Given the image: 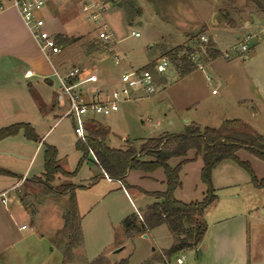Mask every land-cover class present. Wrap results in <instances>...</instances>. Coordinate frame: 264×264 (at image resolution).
I'll return each mask as SVG.
<instances>
[{"label": "rangeland", "instance_id": "1", "mask_svg": "<svg viewBox=\"0 0 264 264\" xmlns=\"http://www.w3.org/2000/svg\"><path fill=\"white\" fill-rule=\"evenodd\" d=\"M222 1L226 2V0H119L117 5L109 4L105 14L106 21L111 24L110 32L112 31L108 41L98 37L95 24L81 12V0H68L63 4L64 20L62 21L58 19L51 22L47 15H41L48 23L47 29L51 34L60 32L68 34L70 38H79L61 53L51 56V63L61 75H64L73 63L93 70L97 60L107 57L101 65L107 70L120 73L121 76L125 72L124 68H130L131 65L135 68L140 67L158 56L168 57L167 51L178 45L187 47L191 43V39H187V36L197 37L198 29L207 31L204 35L207 36L208 41L214 40L222 52V55L215 60H208L206 47H200L202 41L198 39L195 41L197 45L195 54L199 55L198 65L190 75L182 77L171 68L164 78L161 77L162 79L158 81L154 93L146 94L144 90L137 88L133 92L140 95L139 98L122 99L117 112L109 115L97 114L96 118L105 125L108 124L114 132L108 145L120 148L126 144V140H129L139 149L147 140L157 138L164 133L185 132V120L190 118L199 120L203 127L217 128L222 118H238L253 132L264 136V25L259 23L242 28L238 32L240 34L238 38L236 32L222 25L223 11L228 8L229 0L224 4L223 10L212 12L213 8L217 9ZM244 2L237 0L234 6L241 8ZM114 11H118V16L112 14ZM235 12L231 10L232 16ZM132 31L139 32L140 36H133ZM246 35H251L252 39L247 42L249 49L242 53L240 45ZM112 45L113 50H111ZM117 54L120 55L119 63L115 62ZM62 65L66 66V70L61 68ZM154 65L148 69L153 70ZM54 76L55 86L58 89L59 79L55 74ZM57 120L58 118L51 117L49 125ZM46 138L47 143L60 145L62 157L60 164L63 168L74 171L77 167L78 151L74 148L73 142L78 140V136L70 119L66 117L61 119ZM143 159L146 160L148 157ZM202 162L201 156L198 159V167ZM171 163L174 165L175 161ZM224 163L220 168L221 177L223 173L231 172L241 183L240 187L237 186L241 197L233 198L226 203L221 201L210 205L204 213V218L212 224L226 216L227 208L232 212H248L252 208L254 218L249 219L247 231L238 226L230 230L227 254L230 260L237 261L241 258L242 248L244 257L242 264H264V221H262L264 214L263 210L258 208L264 201V187L256 189L249 173L234 161L225 160ZM40 167L37 163L30 176L36 174ZM187 169L192 171L188 175L187 171H182L184 188L178 192V197L187 201L201 200L206 185L201 181L200 169H197L196 163L191 164ZM137 170H132L129 181L135 179ZM258 175L261 176L259 171ZM78 178L74 180L80 182ZM219 178L217 176V181ZM67 180H69L68 176L58 175L54 183L57 193L69 189L59 188L61 181ZM243 180L249 181L250 184L247 185ZM28 185L29 183L25 187ZM128 190L136 200L134 189L130 187ZM40 191L41 189H37L33 194L22 195L20 198L14 189L0 197V264H87L82 262H87L86 260L91 262L98 258L99 256L93 255L96 251V235L93 227L90 226L92 216H87L83 225L87 247L68 251V246H64L67 233L65 229L62 230L64 220L58 213L65 207L70 209V199L61 196L62 200H55L45 197ZM76 193L83 209L84 195L87 192L78 189ZM119 203L121 207L123 205L124 214L127 212L123 217H118L119 223L115 229V244L121 246L113 250L109 247L102 255L109 258L110 264L123 259H128L130 264H143L148 261L153 263L160 255L161 248L168 249L173 244L170 229L167 225H162L154 230L153 236L144 237L147 233L143 236L138 233L128 238L122 221L134 211L132 209L130 211L125 198L121 197ZM62 207L63 209H60ZM110 213L112 218L116 219L117 212ZM219 234L223 236L224 231ZM213 236L211 228L204 244L198 248L167 256L165 264H181L177 261L181 256L185 258L182 264H214ZM101 237H105V232ZM69 241L68 239V243ZM79 242L80 240L77 244ZM120 247L123 249L113 254Z\"/></svg>", "mask_w": 264, "mask_h": 264}, {"label": "crops", "instance_id": "2", "mask_svg": "<svg viewBox=\"0 0 264 264\" xmlns=\"http://www.w3.org/2000/svg\"><path fill=\"white\" fill-rule=\"evenodd\" d=\"M111 2L110 4L117 5V2ZM68 0H49L45 6V8L40 11V15H47L50 21H56L60 19L64 20L62 13V6ZM227 2V0H226ZM222 1L218 8H213L212 12L218 10H223V6L226 3ZM118 11H114L115 16H118ZM111 14V17H113ZM212 14V13H211ZM225 10L223 11V26H227L229 29L237 33V37H240L238 33L240 29L245 28L248 23H244L248 20H251V14H256L260 19L264 18V15L261 13H254L250 11H243L234 13V16L237 19L236 27H230L224 18ZM123 20L122 17H119ZM205 21V20H204ZM238 21H241L239 24ZM110 27V22H108ZM208 23V19H207ZM220 23V24H221ZM48 25V23H47ZM111 30V27H110ZM112 32V31H111ZM207 31L198 29L196 31L197 37L193 35H188L187 39H191L190 45H178L183 46L185 49L179 54L186 53V50L191 48L193 50V55L196 53V44L195 41L200 39V35L206 33ZM64 34L65 33H57ZM55 34V35H57ZM186 39V40H187ZM210 40V39H209ZM214 42V40H212ZM215 47L218 49V45L214 42ZM202 47V43L199 45ZM114 46H111V50H113ZM177 47V46H176ZM170 48L168 51L172 50ZM167 51V53H168ZM112 52V51H111ZM207 53V52H206ZM197 55V54H196ZM161 57H157L154 60L147 61L144 65L140 67L124 68V71H129L132 69H148L153 66ZM107 57H102L96 62V67L93 70L85 69L78 66L76 63H73V66H78L81 69V74L74 80L76 88L79 89L85 97V100L89 103L98 102L101 100L102 96L99 98L95 97L97 91H101L102 94L109 93L113 89L120 86V73H115L111 70H107L106 67L101 65L102 61H105ZM208 60H215L209 57ZM198 65V62L196 63ZM72 66V67H73ZM65 65H62L61 68L65 69ZM71 67V68H72ZM71 68L65 71H69ZM172 68V69H171ZM128 69V70H127ZM175 70L179 73L177 67L173 62H171V66L169 70ZM57 70L54 65L49 61L42 50L40 49L36 39L34 38L32 32L25 24L22 19L19 11L14 7H8L5 10L0 12V128L14 125L17 123H27L30 124L34 129L36 134L40 137L38 141L33 139H29L26 137L25 132L21 130L17 135L7 137L5 139L0 140V168H3L7 171H10L12 174L4 175L0 174V197H3L2 194L6 191L10 193L12 190L16 189V194L21 198L22 195H31L33 191H37V189H41L42 195L45 197H51L55 200L60 199L61 196L63 198L70 196L72 193L76 196L77 201V211L80 220V231L82 232V238L80 237V242L73 249H84L87 247V244L84 239V221L87 216H92L90 226L93 227V232L96 235V251L93 254L95 257H98L104 253L107 248H111L112 250L121 246L118 243L115 244V229L118 225V219L123 217L124 214L123 205L122 207L118 205L121 197L125 198L129 209L134 211L139 218H142L143 212L146 208L156 202L160 201L156 198L153 193L155 192H164L167 189V177L163 168H158L153 172H144L142 170H137L135 179H130V174L132 170H129L126 177L123 180H109L106 177V173L100 168L97 164V160L94 154H90L87 160L84 162L83 167L80 169L77 175L68 176L69 180L62 182L59 185V188L62 187V190L66 187L73 186L74 188H69L66 192L57 193L56 186H54L55 181L57 180L58 175H56L55 180L52 183L53 190H49L48 186L43 182V173H44V155L45 148L47 143V136L50 134L52 129L58 124L61 119L65 117L69 109V101L67 95L62 91L61 84L58 89L55 86L54 81V71ZM28 71L32 72V76H26ZM59 72V71H58ZM123 72V71H122ZM171 74L173 72H170ZM189 74L182 76L187 77ZM180 75V74H179ZM164 78V77H162ZM159 76H156V83L162 79ZM59 81V80H58ZM60 83V82H59ZM140 95H136V92H131V99H137ZM130 99V100H131ZM64 111L61 116L60 113ZM51 117L58 118L53 124L49 125V120ZM68 118V117H66ZM71 123L73 124L71 118H69ZM235 119V118H233ZM238 119V118H237ZM92 120L99 122L103 125L99 119L96 118V115H89L87 117V123H90ZM226 120H231V118H222L220 126ZM46 122V123H45ZM186 128L193 123L198 124L203 127L199 120L187 119L185 120ZM46 124V128H45ZM74 125V124H73ZM110 128L111 134L108 138L110 140L112 134L111 127L107 124L105 125ZM205 127V126H204ZM211 127V126H209ZM218 127V128H219ZM217 128V127H216ZM184 133L182 132H179ZM46 138V139H45ZM107 141V143H108ZM127 141L124 146L120 148H126ZM77 139L74 140L73 146L76 148ZM63 143V141H62ZM53 145L58 150V163L61 162V148L57 143L49 144ZM113 147V146H111ZM117 148V147H113ZM77 150V149H76ZM78 151V150H77ZM238 155L243 160H248L254 169L256 175L259 179L264 178V161L259 158L253 156L248 151L242 149L238 151ZM82 157V153L78 151L76 161L77 165ZM143 157H148L146 161L153 160L154 157L150 155H142L140 158L142 160ZM201 155H197L196 149H190L186 156L177 157L170 159L169 163L171 166L177 165L184 159H189L182 165L180 170V179L181 186L176 189L175 196L178 197V192L184 188V181L182 180L181 173L185 170L188 175L191 169L188 171V166L196 163L197 169H200V177L201 170L203 167V162L201 166L198 167V159ZM41 160V161H40ZM40 161V162H38ZM175 164L172 165L171 162ZM39 163L40 168L38 172L32 176L30 173L33 167ZM224 161L221 162L218 166H216L212 173V182L216 191L217 199L211 204L214 205L217 202L224 201V203L228 202L233 198H240L241 192L237 191V186L241 185L233 175L230 173H223L221 177V169ZM225 167V165H224ZM229 169L232 168L227 165ZM43 169V170H42ZM63 170L67 172H72L63 168ZM223 170V169H222ZM258 171L261 173V176L258 175ZM64 175V174H63ZM67 176V175H64ZM217 176L220 177L217 181ZM79 177V178H78ZM78 178L80 182L75 181ZM138 178V180H137ZM71 179V180H70ZM75 179V180H74ZM202 181V180H201ZM248 185L249 181L243 180ZM203 182V181H202ZM28 186L25 187L26 184ZM254 185V184H253ZM255 186V185H254ZM134 189L135 199L132 198V195L129 193V188ZM58 188V189H59ZM258 189L257 186H255ZM80 189L84 192H87L84 195V208L82 209V205L76 191ZM55 191V192H54ZM207 191V186H206ZM206 191L204 192L206 194ZM89 192V193H88ZM202 193V195L205 196ZM203 196V197H204ZM23 199V198H22ZM203 199V198H202ZM185 202H191L184 199H180ZM197 201V200H195ZM63 203V202H62ZM120 204V203H119ZM118 206L119 209H118ZM225 206V205H223ZM69 207V205H68ZM259 209L261 208L264 214V201L259 205ZM60 209H63L60 208ZM122 209V210H121ZM69 209L65 207L63 210L59 211V217H61L63 222V228L66 233V237L64 239V246L68 245V230L65 227V219L64 215ZM111 211L117 212L116 219L112 218ZM132 211V212H133ZM206 212V210H205ZM204 212V213H205ZM119 217V218H118ZM254 218V212L251 208L247 211H239L232 212L230 208H227L226 216L220 218L212 224H209L207 221V231L205 233L203 241L196 247L198 248L200 245L204 244L211 228L213 231V262L214 264H242L243 257V249H240L241 258L237 261L230 260L229 255L227 254V248L229 247L230 241L228 240V234L233 227L238 226L242 230L247 231L249 219ZM205 219V218H204ZM259 220V218H258ZM264 221V220H262ZM162 226V225H161ZM160 227V226H159ZM158 228V227H157ZM157 228L150 230L147 232V235H152L154 230ZM224 231L223 236L219 233ZM105 232V237L102 238L101 234ZM109 232V234H108ZM107 233V234H106ZM143 236V234H141ZM153 236V235H152ZM173 236V235H172ZM145 237V236H144ZM155 239V238H154ZM166 248H161L160 255L154 259L152 264H165L167 262V256L163 255V251ZM162 251V252H161ZM118 252H113L116 254ZM123 259V258H121ZM82 263H89L90 261L86 260ZM245 261V260H244ZM259 264V263H257Z\"/></svg>", "mask_w": 264, "mask_h": 264}, {"label": "trees", "instance_id": "3", "mask_svg": "<svg viewBox=\"0 0 264 264\" xmlns=\"http://www.w3.org/2000/svg\"><path fill=\"white\" fill-rule=\"evenodd\" d=\"M244 1L243 7L237 8L234 6L237 0H229L224 18L230 27L237 25V19L232 16L231 10L236 11L235 13L248 10L264 15V0ZM56 39L64 49L74 44L79 38L57 34ZM202 45L206 47L210 58L216 59L222 55L212 40L206 43L202 42ZM184 49L183 46H177L167 53L168 58L175 64L181 76H185L197 68V64L192 60L193 50L191 48L179 56ZM21 130L29 139L35 141L40 139L30 124L17 123L0 128V140L17 135ZM86 130V138L78 139L76 142V149L82 153V157L72 172L63 170L59 165L57 148L53 145H46L43 182L48 186L49 191L53 190L52 183L56 175L75 176L91 153L94 154L100 168L114 180H123L128 171L133 169L153 172L158 168H163L167 177V189L164 192L153 193L160 201L150 204L143 212L142 218H139L136 213L128 215L122 221V226L127 237L132 238L135 234H144L161 225H167L173 235V244L163 250V255L168 257L176 252L194 249L203 241L207 231L204 212L217 199L212 173L221 162L234 161L249 173L255 186L264 187V178L259 179L250 162L241 159L238 155V151L244 149L264 161V136L253 132L241 119L226 120L219 128L201 127L193 123L186 128L184 133H164L157 138L147 140L139 149L129 140L126 148L111 147L107 143L111 134L110 128L94 120L87 123ZM190 149H196L197 155L202 156L201 180L207 186V191L203 199L185 202L175 196V191L182 184L180 179L182 165L189 159H184L175 166H171L169 161L172 158L186 156ZM142 155H150L154 159L142 160L140 158ZM0 174L11 175L12 173L0 168ZM68 188L74 187L69 186ZM64 219L70 240L67 250L71 251L76 247L81 237L80 218L74 193L70 196V209L64 215ZM87 264H110V261L106 255H100ZM115 264H130V262L128 259H123ZM143 264H152V262L148 261Z\"/></svg>", "mask_w": 264, "mask_h": 264}, {"label": "built area", "instance_id": "4", "mask_svg": "<svg viewBox=\"0 0 264 264\" xmlns=\"http://www.w3.org/2000/svg\"><path fill=\"white\" fill-rule=\"evenodd\" d=\"M49 0H0V12L8 7L16 8L27 27L32 32L40 49L50 61L51 56L62 52L63 48L57 42L56 35L51 34L47 29L46 20L39 14L45 8ZM117 0H81V12L95 24L98 31V37L101 40L108 41L112 33L105 19V14L108 11L109 4ZM135 37H139L140 33L132 31ZM202 42H208L207 36L200 35ZM252 39L251 35H246L242 39L240 51L244 53L249 49L247 42ZM115 62L119 63L120 55L115 56ZM192 60L198 62L199 55H192ZM171 61L168 57H161L151 69H132L125 71L120 76V86L110 91V93L102 94L97 91L95 97L101 100L98 102L89 103L85 100L84 94L76 88L73 81L81 74V69L78 66H73L64 75H61L57 70L54 74L58 77L63 88V92L67 95L69 101V109L65 117L71 118L75 133L78 139H85L87 136V117L89 115H109L119 110V103L122 99H131V92L137 88L144 90L146 94H152L156 91V76L164 77L169 71ZM31 71L26 73V76L31 77ZM72 81V82H71ZM216 92V90H214ZM106 177L112 178L106 174ZM8 191L4 192L5 196ZM5 201V199H3ZM25 227V226H23ZM184 256L178 257V263H184Z\"/></svg>", "mask_w": 264, "mask_h": 264}, {"label": "water", "instance_id": "5", "mask_svg": "<svg viewBox=\"0 0 264 264\" xmlns=\"http://www.w3.org/2000/svg\"><path fill=\"white\" fill-rule=\"evenodd\" d=\"M239 24L241 23V21H238ZM244 23H248V25L246 27L252 26L253 24H263L264 25V18H259L256 14H251V20H248ZM145 237H147V234H144ZM123 249V247L118 248L115 252H120ZM160 264V263H157Z\"/></svg>", "mask_w": 264, "mask_h": 264}]
</instances>
